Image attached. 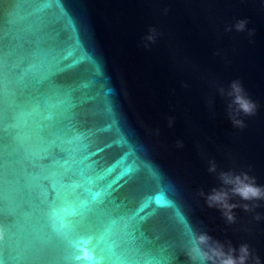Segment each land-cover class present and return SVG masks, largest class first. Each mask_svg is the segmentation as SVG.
I'll return each instance as SVG.
<instances>
[{
	"label": "water",
	"instance_id": "water-1",
	"mask_svg": "<svg viewBox=\"0 0 264 264\" xmlns=\"http://www.w3.org/2000/svg\"><path fill=\"white\" fill-rule=\"evenodd\" d=\"M221 171L264 186V0H0V264H191L192 231L264 262V201L199 195Z\"/></svg>",
	"mask_w": 264,
	"mask_h": 264
},
{
	"label": "clouds",
	"instance_id": "clouds-1",
	"mask_svg": "<svg viewBox=\"0 0 264 264\" xmlns=\"http://www.w3.org/2000/svg\"><path fill=\"white\" fill-rule=\"evenodd\" d=\"M248 21L239 20L226 31H231L234 27L236 31L243 32L246 29ZM254 30L249 31L253 35ZM147 41H153L151 35L145 38ZM147 47V44L145 45ZM222 97L228 98L227 110L228 117L232 125L236 128L243 129L245 125L243 116H249L254 113L255 103L246 94L245 88L239 79L230 82L227 89L220 87L218 89ZM171 126V121H170ZM178 146L182 147V142L178 141ZM209 173H217V165L214 160L208 162ZM220 187H213L209 192L201 190L199 195L204 198L209 208H217L226 218L228 223L235 221L233 210L241 205L229 203L231 196H239L243 201H264V186L257 185L255 177L249 176L247 172L233 173L221 171L218 173ZM259 203L251 206L248 203L242 205L244 211H254L260 207ZM255 219L260 220L261 216L257 214ZM5 238V233L0 228V240ZM89 240H82L79 246L78 261H84L85 264H97L94 254L88 247ZM186 255L191 264H264L258 255H253L247 243L240 244L238 248L233 247L230 242L225 251V245L219 241H213L206 233L192 231L188 238Z\"/></svg>",
	"mask_w": 264,
	"mask_h": 264
}]
</instances>
